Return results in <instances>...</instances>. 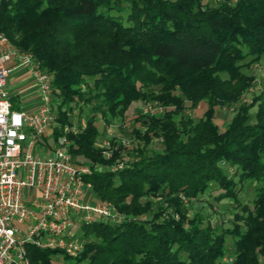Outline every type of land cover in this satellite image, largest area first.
<instances>
[{"label": "trees", "instance_id": "obj_1", "mask_svg": "<svg viewBox=\"0 0 264 264\" xmlns=\"http://www.w3.org/2000/svg\"><path fill=\"white\" fill-rule=\"evenodd\" d=\"M0 32L52 75L53 103L60 101V128L52 138L72 125L64 105L86 103L106 122L123 120L133 102L155 101L164 110L138 117L136 145L127 151L112 140L107 160L94 144L99 131L93 118L68 137L74 162L92 169L85 182L94 200L110 201L125 213L115 225L82 226L85 244L75 264L264 260V97L255 100L253 118L250 106L240 104L223 130L215 123L218 109L239 101V94L231 99L224 88L249 86L242 69L264 56V0H0ZM203 102L197 120L185 116ZM155 138L162 150L151 147ZM124 151L134 160H124ZM223 162L236 168L238 182L256 185L252 208L240 205L242 189L224 173ZM212 182L222 191L218 201L234 200L245 214L234 212L232 228L203 226V216L190 218L178 199H197ZM154 196L168 205L144 218ZM57 252L27 246L32 264H51Z\"/></svg>", "mask_w": 264, "mask_h": 264}, {"label": "built area", "instance_id": "obj_2", "mask_svg": "<svg viewBox=\"0 0 264 264\" xmlns=\"http://www.w3.org/2000/svg\"><path fill=\"white\" fill-rule=\"evenodd\" d=\"M17 70H26L37 90L34 111L12 108L6 86ZM52 82L31 52L13 47L0 32V264H32L27 246L75 259L85 239L73 229L125 221L114 205L90 200L85 177L92 169L76 164L70 152L68 137L78 128L64 126L58 137L51 136L53 146L43 140L57 120Z\"/></svg>", "mask_w": 264, "mask_h": 264}, {"label": "rangeland", "instance_id": "obj_3", "mask_svg": "<svg viewBox=\"0 0 264 264\" xmlns=\"http://www.w3.org/2000/svg\"><path fill=\"white\" fill-rule=\"evenodd\" d=\"M217 3L222 2L223 0H214ZM249 61V59L246 60V62ZM242 72L245 74V76L249 79L251 78V84L249 86H245L244 83H234L229 84L227 87L224 88L225 93L233 99V95L239 94V101L238 103H226V105H223L220 109L216 111L215 114V123L219 127L220 130H223L224 127L231 121V119L235 116L238 108L240 107V104H243L244 106H250L249 114L251 118L254 117L255 113L258 111V103H256L255 100L264 97L263 90H264V56L261 57L259 61H254L250 63V67L243 68ZM20 70L13 71L8 79H7V86L6 90L9 94L10 101L12 103V108L14 110H21L19 109L21 106L20 99L21 96L19 94L20 90L25 88L28 85L27 80H22L20 77ZM29 75V74H28ZM232 95V97L230 96ZM60 101L57 103L59 104ZM58 104L54 103V110L57 112V106ZM91 105L93 107H98L99 104H97L96 100H93ZM73 106V108H71ZM64 105L62 108L63 110H66L68 113H70L69 121L72 125H74L76 128H78V133L81 132L82 126L86 124V121L89 118L94 119L95 126H97L99 135L97 136L95 140V146L97 150L101 151L102 156L107 160L110 159L112 156V152L109 151V148H111V141L115 140V142H120L122 144V147L125 148L127 151L132 150V146L134 147L136 144V141L133 138L132 130L134 128H139L140 122L137 120L140 116H147V115H162L163 114V108L160 106L159 103L153 101V102H133L129 109L125 112L123 120H115L113 122H106L102 119L100 111L98 109H94L93 113L89 110L90 106L86 103L79 104V105ZM22 107V106H21ZM206 109L205 103H201L199 107L195 110H187L185 111V116L187 114L191 115V117L194 118V120H197L203 113V111ZM26 111V110H24ZM58 115H56L57 118ZM60 123L57 122L53 126V128H60ZM77 134H72V136H75ZM52 130L49 129L45 133V141L53 146V140L51 138ZM44 140V139H43ZM69 142L71 143L70 139ZM151 147L155 150H162V144L161 141L157 138H155L152 143ZM127 151H124L122 153V157L124 160L127 161H133L134 158L130 155H126ZM50 156V152L48 154ZM116 165L113 166V168ZM221 168L224 171L225 174L228 175L229 178H233L234 181H236V188L241 187L240 193H238V200L240 205L244 203L245 205H248L249 208H252V201L255 198V184L251 183L249 181H245L244 183L238 182V177H235L234 174L236 172V168L233 166H229L227 163H222ZM87 183V182H86ZM90 186L91 184L87 183ZM260 185V184H257ZM87 192L88 195H90L91 199L94 200V197L91 191ZM222 191L218 188V185L215 182H212L209 184L208 189L206 190V193L202 195L201 197L197 199H188L184 197L183 195H179L178 199L182 201V205L187 208V215L191 218L197 213L201 214L204 218L203 226L207 225V223L217 229H228L232 228V217L235 211L238 212L240 216H245L244 212L241 209H238V204L234 202V200L231 199H222L218 201L215 197L218 196ZM152 203L147 208L151 210L150 212L143 213L144 218H150L152 217V211H156L158 208H166L167 202L162 199V197H150ZM103 202H109L110 204L114 205L110 201H103ZM140 206L144 207L145 205V199H140ZM115 206V205H114ZM116 207V206H115ZM117 209V208H116ZM117 211L122 214V216L125 217V213L120 212L118 209ZM174 218L177 220L178 216L177 214H174ZM82 231L81 229L75 228L72 232L75 234H79ZM219 232V231H218ZM232 243V239L230 238L228 240L227 248L228 252L230 249V245ZM224 262H230L229 255L224 259ZM51 264H75V260L72 258L67 257L63 253L57 252L51 255ZM260 264H264V260H260Z\"/></svg>", "mask_w": 264, "mask_h": 264}, {"label": "crops", "instance_id": "obj_4", "mask_svg": "<svg viewBox=\"0 0 264 264\" xmlns=\"http://www.w3.org/2000/svg\"><path fill=\"white\" fill-rule=\"evenodd\" d=\"M21 71V70H20ZM22 80H27L28 85L20 90L19 94L21 96L20 102L21 106L19 109L26 110V111H34L39 106V98L37 95V90L32 83V81L29 79V75L26 70H22L20 73V77Z\"/></svg>", "mask_w": 264, "mask_h": 264}]
</instances>
